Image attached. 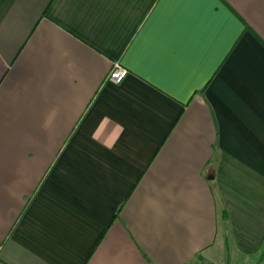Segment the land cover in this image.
Segmentation results:
<instances>
[{
    "label": "crops",
    "instance_id": "1",
    "mask_svg": "<svg viewBox=\"0 0 264 264\" xmlns=\"http://www.w3.org/2000/svg\"><path fill=\"white\" fill-rule=\"evenodd\" d=\"M223 210L256 252L264 0H0V264H188Z\"/></svg>",
    "mask_w": 264,
    "mask_h": 264
},
{
    "label": "rangeland",
    "instance_id": "2",
    "mask_svg": "<svg viewBox=\"0 0 264 264\" xmlns=\"http://www.w3.org/2000/svg\"><path fill=\"white\" fill-rule=\"evenodd\" d=\"M188 264H264V245L252 254H243L236 249L230 230H226L223 240L219 237L215 243L213 256H199Z\"/></svg>",
    "mask_w": 264,
    "mask_h": 264
},
{
    "label": "built area",
    "instance_id": "3",
    "mask_svg": "<svg viewBox=\"0 0 264 264\" xmlns=\"http://www.w3.org/2000/svg\"><path fill=\"white\" fill-rule=\"evenodd\" d=\"M127 74V70L120 65L116 64L108 73L107 79L114 83L119 84L123 81L125 75Z\"/></svg>",
    "mask_w": 264,
    "mask_h": 264
},
{
    "label": "trees",
    "instance_id": "4",
    "mask_svg": "<svg viewBox=\"0 0 264 264\" xmlns=\"http://www.w3.org/2000/svg\"><path fill=\"white\" fill-rule=\"evenodd\" d=\"M222 218H223V227L225 228V231L230 230V226L228 223V219H227V215H226L225 210L222 211ZM261 245H264V237H263Z\"/></svg>",
    "mask_w": 264,
    "mask_h": 264
}]
</instances>
